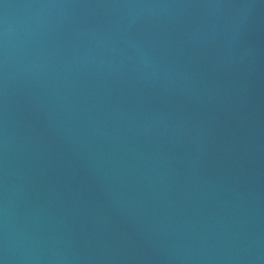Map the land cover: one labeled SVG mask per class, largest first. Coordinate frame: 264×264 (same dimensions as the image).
<instances>
[{"label": "water", "instance_id": "obj_1", "mask_svg": "<svg viewBox=\"0 0 264 264\" xmlns=\"http://www.w3.org/2000/svg\"><path fill=\"white\" fill-rule=\"evenodd\" d=\"M0 264H264V0H0Z\"/></svg>", "mask_w": 264, "mask_h": 264}]
</instances>
